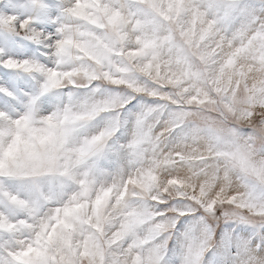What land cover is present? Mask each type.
Wrapping results in <instances>:
<instances>
[{
    "label": "clouds",
    "instance_id": "clouds-1",
    "mask_svg": "<svg viewBox=\"0 0 264 264\" xmlns=\"http://www.w3.org/2000/svg\"><path fill=\"white\" fill-rule=\"evenodd\" d=\"M0 264H264V0H0Z\"/></svg>",
    "mask_w": 264,
    "mask_h": 264
}]
</instances>
